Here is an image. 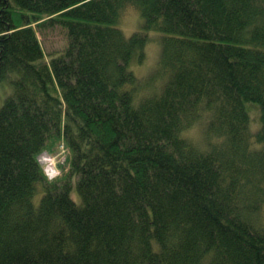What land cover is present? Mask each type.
Instances as JSON below:
<instances>
[{
	"label": "trees",
	"instance_id": "obj_1",
	"mask_svg": "<svg viewBox=\"0 0 264 264\" xmlns=\"http://www.w3.org/2000/svg\"><path fill=\"white\" fill-rule=\"evenodd\" d=\"M0 81V264H264V0H0Z\"/></svg>",
	"mask_w": 264,
	"mask_h": 264
},
{
	"label": "rangeland",
	"instance_id": "obj_2",
	"mask_svg": "<svg viewBox=\"0 0 264 264\" xmlns=\"http://www.w3.org/2000/svg\"><path fill=\"white\" fill-rule=\"evenodd\" d=\"M141 16L138 15V13L133 8H127L125 9L120 18H119V26L121 31L128 36L133 31L139 29L141 27ZM148 42L146 45H144V55L143 58L140 60L138 64L134 63L130 67L132 68V71L135 73V75L141 79L144 80L145 78H148L151 74H153L154 70L153 67L157 61V57H159L160 53V47L159 42L155 41V32L154 31H148L147 32ZM38 37L41 41L42 47L44 48V52L48 54L49 52H55L62 48V46L65 44L64 35L60 28L56 27L54 29H44L42 33L38 34ZM152 83H159L161 80L158 78V76L155 78V80L151 81ZM12 90V85L8 82H1L0 81V107L3 100L9 96ZM249 113L251 117L250 121V127L251 129H256L259 122L257 121L258 118V111L253 106L249 108ZM258 122V123H257ZM253 123V124H252ZM256 124V125H255ZM193 125V126H192ZM189 126L185 132L183 131L182 135L185 137L184 139L189 141L190 143L194 144L195 147L200 146L202 142V136L204 138V135H202V132L197 130L198 124H192ZM214 143L216 142L215 139H211ZM197 145V146H196ZM63 145L60 144V148L57 147L52 153H47L42 151L39 155V162L42 165V169L44 173L47 175V177L52 178L57 176L62 172L59 165L66 162V158L68 156V150L63 152L61 150V147ZM199 147V148H200ZM64 150V148H63ZM66 169L67 165L64 166ZM75 195V194H74ZM260 205V204H259ZM255 222L259 224V226H264V205L259 206V212L257 216L254 218ZM253 220V221H254Z\"/></svg>",
	"mask_w": 264,
	"mask_h": 264
},
{
	"label": "bare ground",
	"instance_id": "obj_3",
	"mask_svg": "<svg viewBox=\"0 0 264 264\" xmlns=\"http://www.w3.org/2000/svg\"><path fill=\"white\" fill-rule=\"evenodd\" d=\"M56 177V176H55Z\"/></svg>",
	"mask_w": 264,
	"mask_h": 264
}]
</instances>
